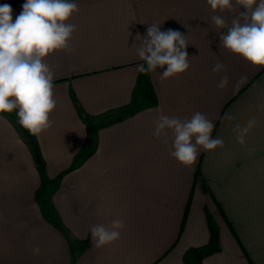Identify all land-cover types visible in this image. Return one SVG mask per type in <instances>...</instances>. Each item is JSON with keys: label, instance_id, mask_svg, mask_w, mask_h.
<instances>
[{"label": "crops", "instance_id": "1", "mask_svg": "<svg viewBox=\"0 0 264 264\" xmlns=\"http://www.w3.org/2000/svg\"><path fill=\"white\" fill-rule=\"evenodd\" d=\"M25 2L0 5H11L15 22ZM72 2L79 8L67 21L76 25L74 50L45 58L57 105L52 127L33 135L41 168L18 109L0 113V264H191V251L208 241V218L220 249L195 264H264V67L223 48L218 32L227 29L211 19L219 15L230 26L245 9L214 11L207 0ZM152 23L186 35V72L161 80L166 66L137 71L145 62L136 49ZM218 62L226 72L213 73ZM143 75L156 101L95 127L91 151L79 156L88 144L84 116L97 125L132 105ZM196 112L224 144L197 146L196 161L185 166L170 156L171 130L153 135L155 121ZM253 117L258 123L242 146L235 125ZM116 219L125 225L120 238L95 247L90 228Z\"/></svg>", "mask_w": 264, "mask_h": 264}, {"label": "clouds", "instance_id": "2", "mask_svg": "<svg viewBox=\"0 0 264 264\" xmlns=\"http://www.w3.org/2000/svg\"><path fill=\"white\" fill-rule=\"evenodd\" d=\"M207 4L220 12L237 6L245 9L238 12L230 26L219 15L212 16V23L219 29H227V34L218 32L223 48L253 66L264 67V0H207ZM78 11V5L72 0H26L13 22L11 5H0V113L18 109L19 124L34 136L52 127L50 113L57 105L53 93L54 73L45 58L59 50H74L69 41L76 25L67 21ZM185 36L178 30L161 31L160 24H149L141 46L136 49L139 59L145 62L137 66V71L150 73L166 66L160 72L161 80L186 72L190 65ZM226 70V65L220 62L212 68L213 73ZM228 82V76L224 75L217 86L223 89ZM257 123L253 117L246 126L235 125L239 144L245 145L248 132ZM213 128V122L200 112L188 120L160 115L153 135L159 138L167 135L166 130H171L174 150L170 156L188 166L198 157L197 146L205 151L223 147L222 139L211 137ZM124 226L119 219L113 220L109 227L92 226L90 233L95 247L118 240ZM39 252L38 247L33 249V254Z\"/></svg>", "mask_w": 264, "mask_h": 264}, {"label": "trees", "instance_id": "3", "mask_svg": "<svg viewBox=\"0 0 264 264\" xmlns=\"http://www.w3.org/2000/svg\"><path fill=\"white\" fill-rule=\"evenodd\" d=\"M155 101H156V97L153 92L149 78L148 76L143 75L138 88L137 97L135 98L132 105L125 107L116 113L105 116L104 117L105 120L97 125L89 117L84 116V120L86 122L87 131H88V144L87 147L80 153L79 156H85L89 154V152L91 151L93 147V131L95 127L99 125L107 124L113 120H118L127 114H131L140 106L153 104ZM20 127L24 132V134L26 135V137L28 138V140L30 141V143L32 144L34 157L36 159L38 166L41 168L42 161L33 135L30 134V132L21 125ZM208 224H209L208 241L204 245L197 247L191 251V258H192L191 264H195L198 258L214 253L220 249L218 242V227L211 220V218H208Z\"/></svg>", "mask_w": 264, "mask_h": 264}, {"label": "rangeland", "instance_id": "4", "mask_svg": "<svg viewBox=\"0 0 264 264\" xmlns=\"http://www.w3.org/2000/svg\"><path fill=\"white\" fill-rule=\"evenodd\" d=\"M105 119H103L102 121H104Z\"/></svg>", "mask_w": 264, "mask_h": 264}]
</instances>
